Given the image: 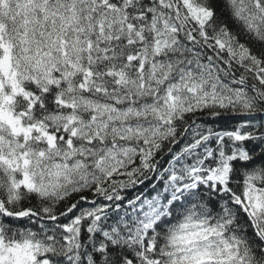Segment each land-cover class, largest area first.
Segmentation results:
<instances>
[{"label":"snow or ice","instance_id":"snow-or-ice-1","mask_svg":"<svg viewBox=\"0 0 264 264\" xmlns=\"http://www.w3.org/2000/svg\"><path fill=\"white\" fill-rule=\"evenodd\" d=\"M0 264H264V0H0Z\"/></svg>","mask_w":264,"mask_h":264}]
</instances>
